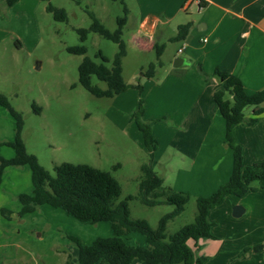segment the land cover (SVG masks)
Instances as JSON below:
<instances>
[{"label": "rangeland", "instance_id": "374dc122", "mask_svg": "<svg viewBox=\"0 0 264 264\" xmlns=\"http://www.w3.org/2000/svg\"><path fill=\"white\" fill-rule=\"evenodd\" d=\"M49 3L65 9L67 19H55L47 9ZM124 3L121 0H19L9 6L6 0H0V92L7 95L11 105L24 116L23 139L27 151L37 155L39 162L53 175L54 166L62 162L88 164L111 172L122 188L119 200L139 193L143 176L141 165L149 161L143 134L133 117L140 99L145 107V92L128 88L137 90L138 99L134 103L129 97L133 90L114 97L93 95L79 82V65L84 56L70 53L67 47L82 44L77 29L91 26L90 13L110 30L118 27L117 18L124 15V5L137 13L135 0H124ZM129 34L130 27L126 26L123 34L126 42ZM83 44L87 47L86 55L94 61H102L97 56L99 51L107 56L110 59L106 63L108 66L118 51L117 43L95 32H90ZM168 44V51L178 45L177 42ZM156 56V51L141 56L131 52L124 60L127 79L130 71L140 70L141 65L147 70L151 62H156ZM164 69L159 67L157 75H164ZM143 79L139 73L135 84H142ZM92 82L106 87L95 76ZM3 110L8 113L6 108ZM5 119L9 120V138H14L15 120L10 113L6 117L0 114V120ZM142 119L151 124L155 138H167L169 123L164 117L146 119L143 116ZM9 149L14 150L10 146ZM176 151V147L169 145L154 165L157 174L164 178V185L172 188L176 184L185 186L179 170H191L193 162L189 156ZM27 170L30 171L29 167ZM175 190L190 193L191 199L185 210L169 221L168 234L192 223L197 213L198 196L187 189ZM13 198L7 208L9 216H2L8 220L5 225L9 227V237L19 238L22 247L17 250L19 252L9 248V258L4 264H79L78 248L68 234L80 237L86 244L99 236L112 235L108 221L83 223L62 209L47 204L20 216L14 206L19 205L18 198ZM230 198L235 197L231 195L225 200L230 203ZM128 203L133 218L147 219L154 228L163 215L174 209L172 204L149 206L139 199ZM211 217L213 232L222 234L218 235L221 237L228 235L237 219L223 217L218 211ZM41 233L43 235L39 236ZM128 241L146 244L141 233L131 234ZM214 244L207 246V254L212 252ZM242 255L244 250L239 257ZM223 259L227 264L236 261L228 254ZM221 260L220 256H210V264H221Z\"/></svg>", "mask_w": 264, "mask_h": 264}, {"label": "crops", "instance_id": "0c3cea01", "mask_svg": "<svg viewBox=\"0 0 264 264\" xmlns=\"http://www.w3.org/2000/svg\"><path fill=\"white\" fill-rule=\"evenodd\" d=\"M135 3L137 13L129 9L124 26L130 27L128 42L124 40L127 52L122 58L125 82L135 84L139 73L146 71L141 65L140 70L130 71L127 79L124 60L131 52L139 56L151 54L156 42L165 44L161 54L163 66L160 67H165L164 75L158 76L157 72L154 77L142 80L145 118L164 117L169 123L167 138H157L154 165L166 147H176L181 155L189 156L193 162L191 170H179L185 186L176 184L174 188L190 190L197 196L214 193L229 180L233 168V151L225 143V119L213 96L220 83L214 72L219 68L239 76L248 94L264 88V0H135ZM189 22L192 26L187 37L170 41L176 36L178 27ZM168 42L178 45L168 51ZM181 47L184 49L179 52ZM178 56L183 57L180 67L174 66ZM200 69L209 77L206 78ZM135 89H129L134 91L129 94L131 103L138 99ZM261 107L263 111L255 124L240 123L233 128L234 140L243 148L245 166L264 159V102ZM253 112L254 107L245 108L247 117L254 116ZM0 114L6 117L9 112L0 106ZM13 139L9 138V120H0V156H15V150L2 144ZM11 167L14 166L5 168L0 183V264L9 258V248L19 252L17 250L22 247L19 238L9 237V227L5 225L8 220L2 216V210L11 206L13 196L18 198L19 194L30 193L33 189L31 169L27 170L28 166ZM253 186L256 190L242 196L229 194L210 210V221L216 211L223 217L237 219L233 220V227L226 237L213 232L215 238L200 240L198 254L206 255L208 264L210 256L214 255L221 257V264H227L223 259L226 254L230 259H236L229 264H264V247L253 249L264 244V180L254 182ZM231 195L235 198H230L229 203L225 199ZM14 206L20 210V201ZM235 206L243 207L239 216L233 215ZM210 243L215 244L212 252L207 254L205 250ZM247 248L250 251L239 257ZM132 264L139 263L134 261Z\"/></svg>", "mask_w": 264, "mask_h": 264}, {"label": "trees", "instance_id": "16d2710c", "mask_svg": "<svg viewBox=\"0 0 264 264\" xmlns=\"http://www.w3.org/2000/svg\"><path fill=\"white\" fill-rule=\"evenodd\" d=\"M17 1L19 0H6L9 6ZM121 2L125 4L124 0ZM47 9L54 14L55 19H67L65 9L55 7L51 3L48 4ZM128 13L129 10L124 5V15L117 18L118 27L115 30L108 29L93 13H90L93 20L91 26L77 29L82 44L67 47L70 53L84 56L79 65V82L95 96L114 97L130 87L138 88L141 93L143 91L140 82L128 84L122 75V58L127 52L122 34ZM191 26V22L180 25L176 36L170 38V41L184 40ZM90 32L98 33L117 43L118 51L111 61V66L106 64L110 59L101 51L97 53L101 62H96L86 55L87 47L83 43ZM164 48L165 44L158 42L154 44L157 61L151 62L146 71H141L140 77L150 78L156 75L158 68L163 66L161 54ZM214 74L220 83L213 96L225 119V143L233 151L232 173L227 183L221 185L213 194L196 198L197 213L194 221L182 226L173 234L167 233V225L185 210L191 195L165 186L164 178L154 170V153L158 141L153 134L151 124L142 119L145 113L142 99L133 117L143 134L144 143L149 151V161L141 165L143 176L139 183V193L119 200L122 192L120 182L109 171L88 164L71 162L56 164L54 175L46 169L39 162L37 155L27 151L23 139L25 121L22 112L17 111L7 95L0 92V105L6 108L15 120L14 139L2 142L3 145L15 150V156L11 158L0 156V183L8 166H28L32 172V191L18 195L21 204L19 215L32 213L41 205L47 204L62 209L67 215L83 223L110 222L112 235L99 236L89 244L84 243L76 235H67L78 248L79 264H132L134 261L147 264H208V257L198 254V251L201 249L200 240L215 238L212 231L213 223L209 219L210 210L220 204L227 195L242 196L256 190L253 186L254 182L264 180V159L245 166L243 148L235 142L233 136L235 125L240 123L253 125L257 122V116L263 111L261 104L264 102V88L248 94L239 76L219 68ZM204 75L206 78L209 77L206 73ZM93 76L105 82L106 87L94 84ZM249 106L254 107L252 117L245 115V108ZM34 107L35 110H39L35 104ZM132 199H139L149 206L168 203L174 205V209L163 215L158 226L154 228L147 219L131 216L128 201ZM2 213L9 216L7 209H3ZM133 233L143 234L146 244L130 243L128 239ZM263 247L264 244H260L253 249L260 250ZM249 251L250 249H246L244 255Z\"/></svg>", "mask_w": 264, "mask_h": 264}, {"label": "water", "instance_id": "95a60500", "mask_svg": "<svg viewBox=\"0 0 264 264\" xmlns=\"http://www.w3.org/2000/svg\"><path fill=\"white\" fill-rule=\"evenodd\" d=\"M183 65V57L181 56H178L176 59H175V62H174V66L176 67H180ZM243 210V207L242 206H235L234 208V212H233V215L235 216H239L241 214V211Z\"/></svg>", "mask_w": 264, "mask_h": 264}, {"label": "built area", "instance_id": "2783aa9c", "mask_svg": "<svg viewBox=\"0 0 264 264\" xmlns=\"http://www.w3.org/2000/svg\"><path fill=\"white\" fill-rule=\"evenodd\" d=\"M183 49H184V47H181V48H179V52H182V51H183Z\"/></svg>", "mask_w": 264, "mask_h": 264}]
</instances>
